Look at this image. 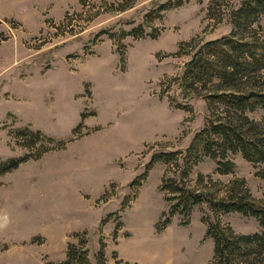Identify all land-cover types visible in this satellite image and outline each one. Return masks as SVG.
<instances>
[{"label": "rangeland", "instance_id": "1", "mask_svg": "<svg viewBox=\"0 0 264 264\" xmlns=\"http://www.w3.org/2000/svg\"><path fill=\"white\" fill-rule=\"evenodd\" d=\"M111 2L0 0V163L25 159L0 176V264L62 263L83 242L87 264H99L101 251L105 264H211V224L262 230L207 203L165 225L161 190L166 174L181 178L217 84L181 86L187 63L230 35L241 0H126L109 12ZM251 31L264 40V20ZM249 116L264 122L262 110ZM171 153L177 170L149 169L153 156ZM230 158L234 171L223 175L202 157L189 186L222 199L240 180L262 199V167Z\"/></svg>", "mask_w": 264, "mask_h": 264}, {"label": "trees", "instance_id": "2", "mask_svg": "<svg viewBox=\"0 0 264 264\" xmlns=\"http://www.w3.org/2000/svg\"><path fill=\"white\" fill-rule=\"evenodd\" d=\"M86 1L80 0L83 7ZM111 1L109 12L125 10L121 1L126 0ZM72 20L74 18L68 14L65 22ZM261 20H264V0H241L239 9L231 15L230 35L206 43L193 54L181 80L183 87L214 81L217 84L206 97L210 116L205 128L195 136L187 150L186 167L181 178L178 180L166 174L162 180L161 190L168 195L166 201L170 204L165 225L177 214L188 222L194 207L207 203L217 213H238L255 218L262 228L254 235H237L220 223L211 224L207 232V237L215 244L211 264H264V197L260 200L253 198L245 182L236 180L230 183L225 198L216 199L208 193L195 191L187 180L193 166L204 156L217 162L220 174H231L235 164L230 155L239 153L246 161L262 167L258 176L264 181V122L249 116L256 110L264 112V40L256 31H251L253 24ZM177 108L187 109V106L177 104ZM177 156L178 153L157 154L153 156L149 169L163 162L169 171L173 170L171 167L177 170ZM24 161L0 163V176ZM203 180L204 177L199 176V182ZM85 243L80 247L71 246L66 261L58 264H87L89 252ZM98 258L99 264H105L102 251Z\"/></svg>", "mask_w": 264, "mask_h": 264}]
</instances>
